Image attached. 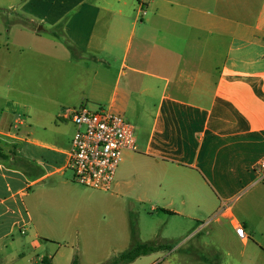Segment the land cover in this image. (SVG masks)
Masks as SVG:
<instances>
[{
  "label": "crops",
  "instance_id": "crops-1",
  "mask_svg": "<svg viewBox=\"0 0 264 264\" xmlns=\"http://www.w3.org/2000/svg\"><path fill=\"white\" fill-rule=\"evenodd\" d=\"M8 11L17 18L0 16V73L9 75L0 82V264L113 260L133 246L137 218L140 242L206 231L201 244L227 247V260L212 264H264V0H11L0 4ZM33 70L53 76L32 89ZM18 89L52 106L35 123L45 132L44 119L85 104L134 126L137 150L124 152L110 191L80 202L73 122L66 139L54 126V144L32 138L29 106L8 97ZM102 215L113 222L99 236L92 221ZM146 217L162 226L144 227ZM74 228L90 242L48 252L43 241ZM235 245L248 256L236 258ZM163 252L142 258L155 264Z\"/></svg>",
  "mask_w": 264,
  "mask_h": 264
},
{
  "label": "rangeland",
  "instance_id": "rangeland-1",
  "mask_svg": "<svg viewBox=\"0 0 264 264\" xmlns=\"http://www.w3.org/2000/svg\"><path fill=\"white\" fill-rule=\"evenodd\" d=\"M11 3V0H0V4L1 5H9ZM0 16L8 18V17H12L13 20H15L17 18V16L15 14H13L12 12L8 11V12H4V13H0ZM46 71V70H42L41 72H37V71H31L28 75V78H26L27 80H29V85L32 87V89H36L35 86V80L40 78L41 76L45 75H51L53 76V71L51 70ZM44 73V74H43ZM9 77L8 74H5L3 72L0 73V82H2L5 78ZM11 82L13 81V78L10 79ZM16 80V78H15ZM17 83L20 82V78H18V80L16 81ZM15 83V82H14ZM34 91V90H33ZM8 97H10L12 100L14 101H18L19 103H23L26 104L27 106H29V111L31 112V116H32V120H30L29 124L32 125V127L36 128L35 123H38V119L42 117V112L43 111H47V112H53V108L51 105L49 106H45V105H41L40 101L37 100L36 97L33 96H28L22 93L21 89L19 90H14L13 92H11L10 94H8ZM84 107H87L90 110H98L100 108H104V109H108L105 106H97V107H93L92 105H88L85 104L83 105ZM77 109V108H76ZM69 108H64L62 110L63 114H67L68 115V119H63V118H48V119H44V123L48 127V131L45 132L42 129H38L36 128L35 130V135L32 136V138H38L40 140L43 141H47L48 143L54 144L55 142L59 141L61 139V135L59 132H55L52 129L54 128V126H59L60 131L64 132L63 135V139H66L69 135H71L72 131H73V125H72V115L69 113ZM19 116L21 119L25 120L26 116H23L22 112H19ZM28 122L26 121V123L24 124V126H20L21 129H23L22 131H27L28 127L31 125L27 124ZM54 124V125H53ZM51 127V128H50ZM75 130V128H74ZM57 136H56V135ZM21 147H24L22 145H19V149H21ZM19 157V156H18ZM17 157V159L19 160V158ZM72 171V170H71ZM72 177L74 179V175H73V171H72ZM75 182V181H74ZM76 184H78L77 182H75ZM80 185V184H79ZM82 186V185H80ZM83 188H86L84 186H82ZM87 190V192L83 195L82 200H80V202L85 206L86 203L87 205L89 204V202L92 200L94 201L95 199H91L90 194H94L97 196H100L101 193H99L100 191H94V189H84ZM105 192V191H102ZM93 198V197H92ZM90 200V201H89ZM113 222V218L110 215H105V216H101L98 220H93L92 224L95 225V227L97 228L98 231V235L99 236H103L104 232L107 230L108 227H110L112 225ZM139 224V220L137 218L136 222H132V225ZM152 224V226L155 228L156 227H161L162 224L160 222L156 223V222H152V219L149 217H146L143 219L142 221V225L146 228H149V226ZM205 232H202L201 234H197L196 236H190L188 238H186L185 240L181 241L178 244H165L167 246H169L168 250H161L164 251L163 254L160 255L159 260H157L155 262V264H190L194 263L196 264L199 261H202L204 264H212L213 259H221L222 262H225V260H227V255H226V246H222L221 248L214 246L212 244H201V242L203 243V236L205 235ZM52 237V240L48 241H43L44 244H53L49 247L48 252L52 253L56 248H57V244H86L90 242V238H91V234L90 231L86 230V229H71L70 232L67 233H54L50 235ZM139 237V236H138ZM196 239L199 240L200 244H197ZM142 242V241H141ZM161 245V244H158ZM218 246H220L221 244H217ZM83 251V250H81ZM42 252V251H41ZM249 251L247 249H245L244 247L240 246V245H235L233 248V254L236 258H243V257H247ZM243 256V257H242ZM112 260H103V258H94L93 262H91L90 260H86L84 262V264H108L109 262H111ZM150 261V258L148 257H144V258H139L138 260H136L133 264H148V262ZM186 262V263H185Z\"/></svg>",
  "mask_w": 264,
  "mask_h": 264
},
{
  "label": "built area",
  "instance_id": "built-area-1",
  "mask_svg": "<svg viewBox=\"0 0 264 264\" xmlns=\"http://www.w3.org/2000/svg\"><path fill=\"white\" fill-rule=\"evenodd\" d=\"M69 113L75 126L69 153L74 181L89 189L110 191L124 152L137 150L134 126L110 109L82 106ZM259 168L264 180V161ZM236 234L241 240L248 239L242 224H236Z\"/></svg>",
  "mask_w": 264,
  "mask_h": 264
},
{
  "label": "trees",
  "instance_id": "trees-1",
  "mask_svg": "<svg viewBox=\"0 0 264 264\" xmlns=\"http://www.w3.org/2000/svg\"><path fill=\"white\" fill-rule=\"evenodd\" d=\"M74 53H77L73 47H70ZM0 157L5 159L8 158L5 154H3L0 150ZM132 237H133V246L126 252L122 253L118 257L114 258L108 264H130L137 260L138 258L148 255L150 253L158 252L161 250H168L169 246L165 244L158 245L153 242L143 243L140 242L138 238V232L136 225H132ZM43 264H51L48 258H44ZM72 264H79L77 260H74Z\"/></svg>",
  "mask_w": 264,
  "mask_h": 264
},
{
  "label": "water",
  "instance_id": "water-1",
  "mask_svg": "<svg viewBox=\"0 0 264 264\" xmlns=\"http://www.w3.org/2000/svg\"><path fill=\"white\" fill-rule=\"evenodd\" d=\"M42 29V28H41Z\"/></svg>",
  "mask_w": 264,
  "mask_h": 264
}]
</instances>
